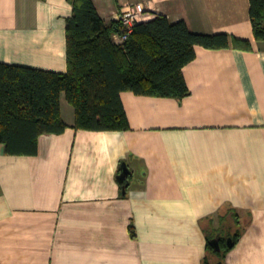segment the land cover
<instances>
[{
    "label": "crops",
    "instance_id": "1",
    "mask_svg": "<svg viewBox=\"0 0 264 264\" xmlns=\"http://www.w3.org/2000/svg\"><path fill=\"white\" fill-rule=\"evenodd\" d=\"M94 2L106 23L131 4L253 47L196 46L182 99L123 91L129 129L76 128L63 94L68 127L40 135L37 154L0 143V264H264V41L250 0ZM72 14L69 0H0V62L66 72ZM238 230L209 261L211 240Z\"/></svg>",
    "mask_w": 264,
    "mask_h": 264
},
{
    "label": "trees",
    "instance_id": "2",
    "mask_svg": "<svg viewBox=\"0 0 264 264\" xmlns=\"http://www.w3.org/2000/svg\"><path fill=\"white\" fill-rule=\"evenodd\" d=\"M69 1L66 72L0 62V143L8 154L35 155L40 135L66 130L63 94L75 108L76 128L126 130L130 122L123 91L182 99L191 93L184 67L196 58V46L253 47L249 39L226 32H194L185 20L172 22L164 14L139 23L118 42L114 34L123 33L118 20L106 23L94 0ZM249 13L255 39L264 41V0H250ZM240 235V230L232 234V244L220 236L221 250L210 244L208 260H223Z\"/></svg>",
    "mask_w": 264,
    "mask_h": 264
},
{
    "label": "built area",
    "instance_id": "3",
    "mask_svg": "<svg viewBox=\"0 0 264 264\" xmlns=\"http://www.w3.org/2000/svg\"><path fill=\"white\" fill-rule=\"evenodd\" d=\"M149 17L144 10L135 8L133 5H127L118 15L117 20L123 30L122 34L116 33L115 36L118 42L127 40L133 34L136 26L139 23L145 22Z\"/></svg>",
    "mask_w": 264,
    "mask_h": 264
},
{
    "label": "water",
    "instance_id": "4",
    "mask_svg": "<svg viewBox=\"0 0 264 264\" xmlns=\"http://www.w3.org/2000/svg\"><path fill=\"white\" fill-rule=\"evenodd\" d=\"M132 173V171L130 170V168L128 167V165L124 164L121 167V173L119 175V179L121 182L125 183L128 178L129 175ZM127 185H125V189H126ZM232 242L229 241V244H231ZM211 244L212 246L216 249V250H221V246H220V238L219 237H215L214 239L211 240ZM216 264H222V262H217Z\"/></svg>",
    "mask_w": 264,
    "mask_h": 264
},
{
    "label": "flooded vegetation",
    "instance_id": "5",
    "mask_svg": "<svg viewBox=\"0 0 264 264\" xmlns=\"http://www.w3.org/2000/svg\"><path fill=\"white\" fill-rule=\"evenodd\" d=\"M220 238V237H219Z\"/></svg>",
    "mask_w": 264,
    "mask_h": 264
},
{
    "label": "rangeland",
    "instance_id": "6",
    "mask_svg": "<svg viewBox=\"0 0 264 264\" xmlns=\"http://www.w3.org/2000/svg\"><path fill=\"white\" fill-rule=\"evenodd\" d=\"M224 247V246H223Z\"/></svg>",
    "mask_w": 264,
    "mask_h": 264
}]
</instances>
